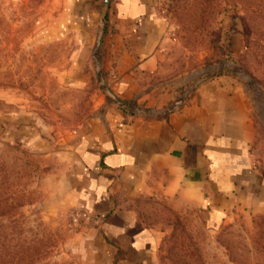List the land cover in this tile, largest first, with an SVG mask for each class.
Returning <instances> with one entry per match:
<instances>
[{
    "label": "rangeland",
    "instance_id": "1",
    "mask_svg": "<svg viewBox=\"0 0 264 264\" xmlns=\"http://www.w3.org/2000/svg\"><path fill=\"white\" fill-rule=\"evenodd\" d=\"M95 1L86 20L64 0H0V264H91L94 220L63 179L79 131L108 112L156 115L203 81L236 82L252 103L264 171V0H152L170 48L163 71L140 80L154 84L153 103L109 86L99 63L109 7ZM262 203L208 230L193 212L147 200L142 218L161 236L153 264H264Z\"/></svg>",
    "mask_w": 264,
    "mask_h": 264
},
{
    "label": "crops",
    "instance_id": "2",
    "mask_svg": "<svg viewBox=\"0 0 264 264\" xmlns=\"http://www.w3.org/2000/svg\"><path fill=\"white\" fill-rule=\"evenodd\" d=\"M94 3L64 0V7L85 8L78 15L89 20ZM108 7L99 63L109 86L120 98L153 103L154 84L140 80L164 69L170 53L164 21L152 0H110ZM83 37L91 45L93 34ZM257 136L250 99L224 79L199 83L156 115L113 111L94 117L79 131L63 179L72 203L98 216L87 234L91 264L154 263L161 236L142 218L147 200L178 214L193 212L208 230H217L236 210L261 206Z\"/></svg>",
    "mask_w": 264,
    "mask_h": 264
},
{
    "label": "built area",
    "instance_id": "3",
    "mask_svg": "<svg viewBox=\"0 0 264 264\" xmlns=\"http://www.w3.org/2000/svg\"><path fill=\"white\" fill-rule=\"evenodd\" d=\"M90 218L94 221H96L98 219V216L97 215H93V216H90Z\"/></svg>",
    "mask_w": 264,
    "mask_h": 264
},
{
    "label": "water",
    "instance_id": "4",
    "mask_svg": "<svg viewBox=\"0 0 264 264\" xmlns=\"http://www.w3.org/2000/svg\"><path fill=\"white\" fill-rule=\"evenodd\" d=\"M110 0H105L106 6H108Z\"/></svg>",
    "mask_w": 264,
    "mask_h": 264
}]
</instances>
